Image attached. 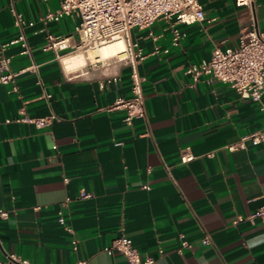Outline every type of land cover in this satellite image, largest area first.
I'll list each match as a JSON object with an SVG mask.
<instances>
[{
	"label": "crops",
	"instance_id": "obj_1",
	"mask_svg": "<svg viewBox=\"0 0 264 264\" xmlns=\"http://www.w3.org/2000/svg\"><path fill=\"white\" fill-rule=\"evenodd\" d=\"M199 1L204 21L160 19L131 31L144 54L146 118L128 126L125 112L112 110L132 96L124 55L69 72L67 53L58 58L43 48L49 33L79 42V18L44 23L59 0H0V49L8 45L11 72L26 70L0 85V209L9 214L0 218L4 264L12 257L128 264L106 251L121 236L157 264H264V221L234 224L264 207V142L240 147L264 129V95L253 102L219 80L193 85L186 74L216 47H237L243 32L264 33V0L253 12L236 0ZM13 11L34 23L24 27L31 55L11 45L20 32ZM175 29L182 34L177 46ZM23 115L56 120L39 129L16 121ZM185 152L195 159L183 163ZM82 192L92 197L80 199ZM183 242L191 247L180 252Z\"/></svg>",
	"mask_w": 264,
	"mask_h": 264
},
{
	"label": "built area",
	"instance_id": "obj_2",
	"mask_svg": "<svg viewBox=\"0 0 264 264\" xmlns=\"http://www.w3.org/2000/svg\"><path fill=\"white\" fill-rule=\"evenodd\" d=\"M47 1V0H44ZM259 0H236L239 7H247L254 11ZM60 6L56 11H48L43 17L44 23L59 22L64 17H77L80 23L76 27L79 35V42L75 43L71 37L56 36L48 34L43 50L53 51L59 58L61 53L68 55L87 53L107 42L118 37H122L126 44L124 60L131 69L132 96L130 98H119L112 110H122L125 112V122L132 126L136 119L146 118V103L143 91V81L139 73V64L144 60V54L139 45L131 38L133 29L145 30L150 28L154 22L160 19L170 20L176 18L179 23L193 24L205 20L202 4L199 0H59ZM16 24L19 27V36L11 42V45L21 44L22 54H30L27 36L24 32L25 25L29 24L15 11ZM182 34L179 30H174L173 44L179 45ZM8 45H3L0 49V85L13 83L16 77L25 72H11V57L6 54ZM120 58L119 56H116ZM32 66L30 69H34ZM193 85L200 82L204 77L219 80L228 84L242 98L250 99L253 102H261L264 95V33L258 28H253L243 32L237 47L221 48L216 47L210 60L200 64L191 65L187 71ZM264 110V105H262ZM56 118L32 119L28 115H23L17 122L31 123L42 129L50 126ZM250 141L257 146L264 142V129L244 137L240 142L243 147ZM232 150L236 146L231 147ZM195 156L190 152H185L181 156L183 163L190 162ZM92 194L82 192L80 199H89ZM8 212L0 209V218L7 219ZM257 219L264 221V207L247 218L239 217L234 224ZM60 223L64 224L63 217ZM209 239L204 240L208 244ZM77 248V241L73 242ZM187 242L182 243V248H190ZM106 251L109 254L117 252L121 254L128 264H157V260L149 255L141 254L133 245V241L121 236L116 239L111 247ZM10 264H29L28 262H18L14 257L9 258ZM0 264H4L0 260ZM77 264H87L86 261H79Z\"/></svg>",
	"mask_w": 264,
	"mask_h": 264
},
{
	"label": "bare ground",
	"instance_id": "obj_3",
	"mask_svg": "<svg viewBox=\"0 0 264 264\" xmlns=\"http://www.w3.org/2000/svg\"><path fill=\"white\" fill-rule=\"evenodd\" d=\"M85 56L83 53L65 56L62 60L69 72L82 68L87 61H103L116 56L122 57L126 50V44L122 37L107 42Z\"/></svg>",
	"mask_w": 264,
	"mask_h": 264
},
{
	"label": "rangeland",
	"instance_id": "obj_4",
	"mask_svg": "<svg viewBox=\"0 0 264 264\" xmlns=\"http://www.w3.org/2000/svg\"><path fill=\"white\" fill-rule=\"evenodd\" d=\"M94 50H90V51H88L87 53H83V54H85V56L86 55H88L89 53H91V52H93ZM80 53H82V52H80Z\"/></svg>",
	"mask_w": 264,
	"mask_h": 264
}]
</instances>
